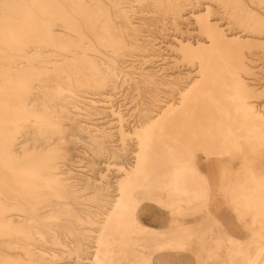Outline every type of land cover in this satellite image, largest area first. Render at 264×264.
<instances>
[{"label": "bare ground", "instance_id": "obj_1", "mask_svg": "<svg viewBox=\"0 0 264 264\" xmlns=\"http://www.w3.org/2000/svg\"><path fill=\"white\" fill-rule=\"evenodd\" d=\"M204 1L0 0V264H174L184 252L197 264H264V105L246 79L248 51L264 38V0ZM166 11L175 24L197 23L201 37L177 41L197 76L178 102L149 108L127 131L110 90L159 78L160 69L133 68L152 55L141 52L135 20ZM99 95L120 127L113 149L97 138L112 133L97 121ZM68 117L85 122L67 132ZM130 134L132 161H107L121 172L111 186L62 161L68 135L115 159ZM218 195L248 241L223 228Z\"/></svg>", "mask_w": 264, "mask_h": 264}, {"label": "rangeland", "instance_id": "obj_2", "mask_svg": "<svg viewBox=\"0 0 264 264\" xmlns=\"http://www.w3.org/2000/svg\"><path fill=\"white\" fill-rule=\"evenodd\" d=\"M201 1L205 2L204 0ZM203 4L205 5L206 2ZM200 7H202V5H198L197 8ZM200 9L202 10V8ZM138 15L142 18L141 20H135L142 24L139 39L140 41L143 40V42L146 43L144 44L147 46V48L140 47L141 52L146 51V53L152 55L148 58L146 63L144 60L139 61L137 59L134 62L133 68L138 74L145 73L148 70L156 71L160 69L158 71L160 76L159 78L150 79L143 77V75H139L136 78H130L119 83L115 89L112 91L110 90L114 108L121 110V112L126 115L125 118H127V122L123 128L127 131L134 129L135 126H138L147 117L146 113L149 108L157 109L159 105L165 107L174 102H178L181 96L179 90L181 88H187L190 83L193 84L197 76L196 72L198 71L196 64L189 63L183 58L177 44V41L184 37H192V40H197L201 37V33L194 19H184L181 20L179 24H175L172 18L173 13L170 11L162 12L161 15L159 13L154 14L151 12H142L138 13ZM187 16H189V14ZM149 42L151 43L149 44ZM255 43L258 46H255L251 51H248L250 54H248V56H250L248 58L250 59L249 62L252 68L251 74L246 75V79L259 93L261 92L258 97L253 99L254 104H259L260 106V104L264 105V38L255 39ZM155 47L157 49L159 48V51H156ZM96 100H99L102 103L104 102L100 95L96 96ZM102 103L97 104V109L94 108V110L96 109V112L103 111L101 115H98L97 121L104 122L107 130H110L112 133L104 136V138L103 136L97 138L112 148L110 144L115 145L120 143L117 134L119 133L120 127L115 124L116 119L111 115L109 104L103 103V105ZM77 105L86 107L83 102H78ZM65 121L69 123V125L65 126L67 132H69L76 128H81V124H83L82 122H85V119L68 117ZM83 132L89 134V132ZM73 140L74 138L68 135L66 137V143L63 144V148L68 155H66L65 160L62 159V161L65 162L64 164H66V168H71L73 170L79 169L80 167L78 165L81 164V167L88 169V171L93 173L95 177L99 174L106 175L107 179H105V181L110 183L109 186L113 185V181L121 175V172L117 170L118 168L117 166H114V163L117 164L119 161L122 163H130L132 161V155L135 148L134 134L129 135L127 139V147L124 148L125 151L116 149L122 155L115 159H108L103 156L97 157L89 148L84 147V145L73 144ZM115 147L118 148L119 145H116ZM81 153L86 154V156H83L82 163H76L75 161L79 159L77 156ZM122 157L123 159H121ZM200 158L202 161L203 155H200ZM107 161L109 163H114L108 167ZM204 162L206 161H202V163ZM235 162L238 163L237 160ZM234 163L231 169L233 171H238L240 165ZM60 165H63V163ZM104 194L105 192L99 193L98 198H104ZM98 198H96V202L98 201ZM213 209L217 214L219 213L218 215L221 217L224 229L228 230L231 234L238 236L242 240L248 241L250 239L249 231L242 227V223L237 220L232 207L226 203V198L223 195L215 197ZM161 211L164 213V210L161 209ZM156 214L158 215L160 213L157 212ZM164 216L167 218V211L164 213ZM144 221L156 227L161 226V222H155L149 217H146ZM189 221L191 222L192 219L189 218ZM183 255V259L174 264H197L193 253L184 252Z\"/></svg>", "mask_w": 264, "mask_h": 264}]
</instances>
